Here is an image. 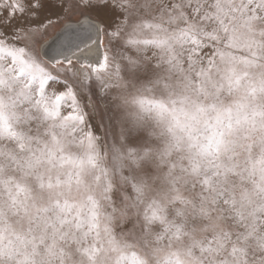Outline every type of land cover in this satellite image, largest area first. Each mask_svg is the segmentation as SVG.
I'll list each match as a JSON object with an SVG mask.
<instances>
[{
	"label": "snow or ice",
	"instance_id": "6c2138e0",
	"mask_svg": "<svg viewBox=\"0 0 264 264\" xmlns=\"http://www.w3.org/2000/svg\"><path fill=\"white\" fill-rule=\"evenodd\" d=\"M0 264H264V0H0Z\"/></svg>",
	"mask_w": 264,
	"mask_h": 264
}]
</instances>
